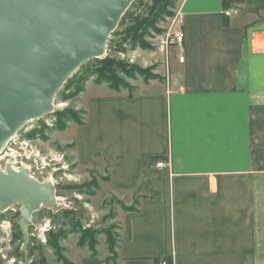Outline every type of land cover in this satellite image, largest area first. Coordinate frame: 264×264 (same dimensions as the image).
Wrapping results in <instances>:
<instances>
[{"label":"crops","instance_id":"1","mask_svg":"<svg viewBox=\"0 0 264 264\" xmlns=\"http://www.w3.org/2000/svg\"><path fill=\"white\" fill-rule=\"evenodd\" d=\"M181 8L172 81L92 93L72 163H107L113 194L140 195L117 218L111 264H264V0ZM79 252L76 264H107Z\"/></svg>","mask_w":264,"mask_h":264},{"label":"rangeland","instance_id":"2","mask_svg":"<svg viewBox=\"0 0 264 264\" xmlns=\"http://www.w3.org/2000/svg\"><path fill=\"white\" fill-rule=\"evenodd\" d=\"M181 2L169 0L167 6L159 0H134L110 34L104 53L83 62L58 91L53 111L31 120L17 134L12 144L15 150L32 148L40 153L37 162L30 160L31 166L25 169L37 182L52 186L55 202L53 207L40 206L32 213L26 243L19 226L21 206L0 210V264H76L80 249L90 251L91 247L94 253L107 255V264L115 263L117 218L135 210L140 195L135 189L125 192L123 199L113 194L107 184V163L100 165L95 159L88 167L73 164L72 127L79 125L75 120L84 123L82 102L86 104L105 86L111 89L98 79L106 61H112L110 68L116 70L112 75L119 89L115 91L131 93L150 81H172L169 64L172 59L178 61L180 48L159 51L156 42Z\"/></svg>","mask_w":264,"mask_h":264},{"label":"water","instance_id":"3","mask_svg":"<svg viewBox=\"0 0 264 264\" xmlns=\"http://www.w3.org/2000/svg\"><path fill=\"white\" fill-rule=\"evenodd\" d=\"M134 0H0V154L31 120L44 117L62 85L100 57ZM48 183L26 169H0V210L20 205L24 242L32 213L53 207Z\"/></svg>","mask_w":264,"mask_h":264},{"label":"built area","instance_id":"4","mask_svg":"<svg viewBox=\"0 0 264 264\" xmlns=\"http://www.w3.org/2000/svg\"><path fill=\"white\" fill-rule=\"evenodd\" d=\"M231 9H227L223 11V14L225 16H231L232 14ZM183 12L181 5L180 7L175 11L174 16L171 19L170 26L165 30L162 36L157 38L156 46L159 51L167 50L170 47H177L181 48L183 45L184 40V33H183ZM183 56L178 57V62L183 63ZM53 111V109L51 110ZM31 121H28L25 125L30 123ZM24 125V126H25ZM18 135H16L14 138H12L8 144L5 146L3 151L0 154V169L2 171H5L6 165H11V167H15L16 169H22V168H29L30 160H33L34 162H37V158L40 156V153L38 151H34L31 149L22 148L21 151H17L12 147V144L15 142V139ZM5 161V164L2 166V163ZM155 166L157 168H163L167 167V165L164 163V161H158L156 162ZM158 264H169L165 259H161Z\"/></svg>","mask_w":264,"mask_h":264},{"label":"trees","instance_id":"5","mask_svg":"<svg viewBox=\"0 0 264 264\" xmlns=\"http://www.w3.org/2000/svg\"><path fill=\"white\" fill-rule=\"evenodd\" d=\"M159 2H161V3H165L167 6H168V4H170L169 3V0H159ZM223 4L226 6L227 5V0H223ZM106 64H105V66H106V68H104L103 70L106 72V74H105V72L103 71V70H101V71H99L98 73V79L99 80H101L102 82H105V83H107L110 87H111V89H113V90H118L119 89V86L116 84V85H114V83H116L115 82V79H114V75H112L113 74V72H116V70H112L111 68H110V65L112 64V61H106L105 62ZM121 71H119L118 70V72H122V73H124V70H122V69H120ZM72 118L74 119V117L72 116ZM76 121V123H78L79 125H82V122L81 121H79V122H77V120H75ZM108 243L110 244V242L108 241ZM92 246V245H91ZM90 246V247H91ZM89 247V248H90ZM90 251H91V253L92 254H94V250H93V248L91 247V249H90Z\"/></svg>","mask_w":264,"mask_h":264},{"label":"bare ground","instance_id":"6","mask_svg":"<svg viewBox=\"0 0 264 264\" xmlns=\"http://www.w3.org/2000/svg\"><path fill=\"white\" fill-rule=\"evenodd\" d=\"M6 166H10V167H11V165H6ZM11 169H12V170H14V171H16V172H18V171H20V170H21V169H19V170H18V169H16L14 166H13V167H11ZM22 169H25V168H22Z\"/></svg>","mask_w":264,"mask_h":264}]
</instances>
